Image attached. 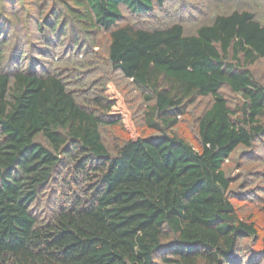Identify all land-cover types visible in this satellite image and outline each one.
Listing matches in <instances>:
<instances>
[{
  "label": "trees",
  "instance_id": "obj_1",
  "mask_svg": "<svg viewBox=\"0 0 264 264\" xmlns=\"http://www.w3.org/2000/svg\"><path fill=\"white\" fill-rule=\"evenodd\" d=\"M230 2L0 0V264H264V0Z\"/></svg>",
  "mask_w": 264,
  "mask_h": 264
},
{
  "label": "rangeland",
  "instance_id": "obj_2",
  "mask_svg": "<svg viewBox=\"0 0 264 264\" xmlns=\"http://www.w3.org/2000/svg\"><path fill=\"white\" fill-rule=\"evenodd\" d=\"M195 1H198L199 2V5H201L202 3L205 4L203 5L202 9L205 11V12H208L209 15H211L212 13H215V12H222V11H225V10H228L227 8L231 7V2L230 0H224L222 1V6L221 5H216V3L214 1L216 0H195ZM197 6V5H196ZM199 7V6H197ZM261 9V6H257L256 10H260ZM127 16V19L129 18L128 14H126ZM208 17H211L209 16ZM200 16H203V17H206L207 14H204L202 13ZM200 19H202V17H200ZM105 35H102L99 37V42H98V47L99 48H102L105 44V38H104ZM184 132L186 134H189V131L187 128H184ZM237 170V169H236ZM235 170V171H236ZM40 210H41V206H40ZM43 210V209H42Z\"/></svg>",
  "mask_w": 264,
  "mask_h": 264
}]
</instances>
